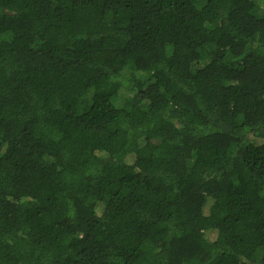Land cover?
Returning <instances> with one entry per match:
<instances>
[{"label": "trees", "instance_id": "trees-1", "mask_svg": "<svg viewBox=\"0 0 264 264\" xmlns=\"http://www.w3.org/2000/svg\"><path fill=\"white\" fill-rule=\"evenodd\" d=\"M0 264H264V0H0Z\"/></svg>", "mask_w": 264, "mask_h": 264}, {"label": "rangeland", "instance_id": "rangeland-1", "mask_svg": "<svg viewBox=\"0 0 264 264\" xmlns=\"http://www.w3.org/2000/svg\"><path fill=\"white\" fill-rule=\"evenodd\" d=\"M119 102H120V100L117 103H119ZM119 104H121V103H119Z\"/></svg>", "mask_w": 264, "mask_h": 264}]
</instances>
